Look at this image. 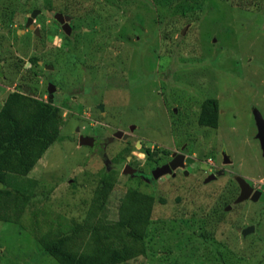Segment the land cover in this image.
<instances>
[{"label":"rangeland","instance_id":"rangeland-1","mask_svg":"<svg viewBox=\"0 0 264 264\" xmlns=\"http://www.w3.org/2000/svg\"><path fill=\"white\" fill-rule=\"evenodd\" d=\"M24 2L22 14L34 5ZM1 4L5 33L0 59L7 81L0 79V108L21 85L47 100L49 75L65 93L56 103L59 140L28 176L10 177L13 189L31 191L34 197L19 222L0 220V264H59L37 237L61 222L84 223L106 172H114L116 183L102 215L105 221L118 220L120 199L140 183V190L157 200L149 254L129 264H264V215L249 202L234 207L238 187L232 177L237 174L257 186L264 182L253 119L254 108L264 117V0L40 3L74 17L76 33L69 45L52 31L57 29L52 22L39 41L31 33L22 36L23 27L13 26L16 22ZM47 11L38 18L43 25L51 20ZM24 16H17V22L23 24ZM36 55L55 60V71L45 72L44 80L33 76L29 62ZM207 99L218 100V128L199 124ZM77 129L97 136L105 149L80 146ZM118 131L131 139H115ZM185 144L195 160L187 176L152 177L147 183L122 172L127 163L141 167L151 155L148 150L162 164ZM224 154L233 166L224 165ZM226 168L230 176L206 182ZM253 225L259 231L247 238L236 231Z\"/></svg>","mask_w":264,"mask_h":264},{"label":"trees","instance_id":"trees-1","mask_svg":"<svg viewBox=\"0 0 264 264\" xmlns=\"http://www.w3.org/2000/svg\"><path fill=\"white\" fill-rule=\"evenodd\" d=\"M24 86L8 95L0 108V220L8 223L19 222L34 197L31 191L13 189L10 177L28 176L61 133L60 109L23 94ZM219 119L218 100H205L199 124L218 128ZM115 183L114 172L104 173L85 222H61L55 230L42 232L37 240L43 251L59 264H129L147 256L156 197L142 192L141 183L129 188L120 199L118 220L107 222L102 215Z\"/></svg>","mask_w":264,"mask_h":264},{"label":"flooded vegetation","instance_id":"flooded-vegetation-1","mask_svg":"<svg viewBox=\"0 0 264 264\" xmlns=\"http://www.w3.org/2000/svg\"><path fill=\"white\" fill-rule=\"evenodd\" d=\"M22 1H25L23 5H26L27 7H30V5L32 3L34 4L32 8L30 7L29 12H27L25 14H22L23 13L22 12V9H21V2ZM46 1L47 0H2L1 6H2V8L8 9L7 13L9 12L10 15H11L12 21L13 22H16V23L13 24V26L15 28H17V27L22 28L23 27V30H24L23 33L24 34L22 36L25 37L26 35H28L29 33H31L32 36H33V38H35L36 40L39 41V40L43 39V32L42 31L44 29H46L45 25L50 24L52 22V23H55V25L57 26L56 27L57 29L56 30H52V31H55L59 35H63L64 40H66L67 43H68V45H69V39L71 40V38L73 36H75V33H76V31H75L76 28L73 26L74 17L71 16L69 13H67L64 10L56 11V10H54V7L50 9V8H47V7L44 8L43 6H40L39 5L40 3L44 4V2H46ZM48 1H50V0H48ZM6 9H3V10L6 11ZM46 9L48 10L47 12L51 16V20L46 21L44 23V25H43V23H39L38 18H40L44 13H46L45 12ZM33 14H36V17L35 18H32L33 17ZM57 15H60L58 19L56 18ZM17 16H19V17L20 16H24L23 17V19H24L23 20V24L19 23L20 20L17 22ZM8 17L5 16L4 19L5 20H8ZM30 18L33 19V23L30 24L29 27H28V21H29ZM6 25L7 24H5V26ZM31 26H34V28L32 29ZM4 33L5 32L3 31V29H2V27L0 25V42H2V39H1L2 36L1 35H4ZM11 45H13V44H11ZM11 45H9V49L10 50H15V47L14 46H11ZM1 49H3V44L0 43V51H1ZM40 59L41 58H39L36 55L34 58H31V60H30L29 63L31 65H33V67H35V69L33 71L34 79L35 78H38L39 79L40 77H43V80H44L45 72H54L55 71V67H54L55 60L54 61L53 60L44 61V60H40ZM4 66H5V60L4 59H0V73H1L0 79L4 80L6 82L7 81V75L4 73ZM37 67L43 68V70H39V69H37ZM40 82L43 84L44 81H39V82L37 81V83H40ZM51 84L53 86H55L54 88H56V90L54 92L53 103H50V91H49V89H50V85ZM36 85L38 86V84H36ZM15 89H16V87H15ZM15 89L12 92H10L8 95H10V94L15 93V92L18 91V90H15ZM26 89H28V90H26ZM51 89H53V87H51ZM44 90H45V93H46L45 97L47 98V100H43V99L39 98L40 97V93L36 89L29 88L27 86H24L23 87V94L29 95V96H31V97H33L35 99H41L44 102H47V103H49L51 105H55L56 106L57 98H58L59 94H62V93L64 94L65 93L64 90L63 91L60 90V88H58L57 84L54 83V78L51 75H49L48 78L46 77ZM5 94H6V90H5ZM8 95H7V97H8ZM7 97H6V99H7ZM101 106H103V105L100 104L98 106V108L100 110H102L101 109ZM103 110H104V108H103ZM254 110H257V109H255V108L253 109V119H254V124H255V127H256L255 128V138H254V140L258 144V146L260 148V154L263 157V152H262V149H261V142H260V139L258 138L259 130H258L257 122L255 120ZM262 117H263V115H262ZM263 119H264V117H263ZM116 133H114V134H116ZM125 135L128 136L127 139L126 140L125 139H120V140H123V141L128 142L131 139V135H128V134L124 133V136ZM78 136L79 137L80 136H84V137H92V138H94V146L93 147H87V148H90L92 150L98 149V151L101 152L106 147V144L103 147H101V145L99 144V141H98L97 136H89L88 134L83 133V132H81V134H80V129L75 134V137H76V139L79 142ZM115 139H117V138H115ZM186 151H187V147H186V144H185L181 148V150H180L179 153L172 154L171 157H170V159L167 160L166 162L162 163V164H160V161L158 160V158H157V160L154 159V161L151 162L150 156H148V158L145 160V163L141 167H139V168H137V167H135L133 165H129L132 168L130 170V172L133 173V175H129V176L132 177V178H137L140 181H144V182H147V183H152V177H153L152 174H153L154 169H156L157 167H162L164 165L169 164L173 160L174 156L175 157H179V156H183L184 157L185 156V159L190 158V159L194 160L193 158H191L189 155L186 154ZM224 155H226L228 157V162H226V164L223 161L224 165L226 167L233 166L232 165V161L230 160L229 156L227 154H224ZM263 159H264V157H263ZM183 163H184V166H185L184 168H178L171 175H167V176H164V177H172V178H175L176 176L179 175V173L182 174L183 176L184 175L187 176L188 174L186 175V172L188 173V171L186 169L189 166L194 165L195 164V160H194V163L193 164H187L186 163V160H184ZM127 165H128V163L125 166H127ZM125 166H124V168H125ZM145 167L146 168L147 167L150 168V170L149 171L148 170L146 171L145 170ZM124 168H123V171H124ZM220 172H221V175H219ZM229 173L230 172H229L228 168H226V170L217 171L215 174H211L210 176L213 177V180L212 181H216L219 177L230 176ZM232 177H233V180L235 181V184L238 187L237 188L238 189V194H237V196L235 197V199L233 201L234 207H237V206H240L243 203L249 202L251 204L256 205V207L258 208V210L261 212V215L260 216H263L264 215V202H262L260 200V198L264 194V182H262V184L260 186H257V184H255L253 182V180L246 179L245 177L243 178L242 176H239L237 174H234V176H232ZM238 178L245 179L246 182L250 185V187L252 188L253 191H252V194L250 195V197H249L248 200H246V201H244L242 203H239V204H235L236 200L239 198V196L241 194V187H240V184L238 182ZM158 180H160V179H158ZM158 180H155V181H158ZM255 192L256 193H260L259 200L256 201V202L252 200ZM231 209H232V206H228L227 210L230 211ZM250 228H253V230L250 231L252 233H249L247 235L244 234V231L246 229H250ZM236 231L239 234H241L242 237L247 238L248 236H250V235L252 236L253 234L257 233L259 231V227L258 226H254V225L253 226H249V227L246 226L245 228H236Z\"/></svg>","mask_w":264,"mask_h":264},{"label":"water","instance_id":"water-1","mask_svg":"<svg viewBox=\"0 0 264 264\" xmlns=\"http://www.w3.org/2000/svg\"><path fill=\"white\" fill-rule=\"evenodd\" d=\"M60 15H57V19L59 18ZM36 17V14H33V17L32 18H35ZM30 18L29 21H28V27L30 24L33 23V19ZM31 28L33 29L34 26H31ZM1 75V73H0ZM51 87H53V89H51ZM55 86H53L52 84L50 85V103H53V97H54V92L56 90V88H54ZM28 90V89H26ZM101 109L103 110V106H101ZM254 116H255V120L257 122V125H258V130H259V134H258V138L260 139V142H261V149H262V152H263V157H264V119L261 115V113L258 111V110H254ZM79 131V129L77 130ZM127 135L124 136V133L119 131L117 132L115 135H114V138H117V139H127ZM79 138V145L80 146H86V147H93L94 146V138L92 137H84V136H78ZM186 160V163L187 164H193L194 163V160L190 159V158H187L185 159V156H179V157H175L173 158V160L167 164V165H164L162 167H157L156 169H154L153 171V178L155 180H158L164 176H167V175H171L175 170H177L178 168H184V163L183 161ZM224 162L226 164V162H228V157L226 155H224ZM132 168L127 165L125 166L124 168V171L123 173L126 174V175H133L132 172H130ZM188 173L186 172V175ZM219 175H221V172L219 173ZM218 175V176H219ZM211 180H213V177L210 176L206 182H210ZM238 182L240 184V187H241V194L239 196V198L236 200L235 204H239V203H242L246 200L249 199L250 195L252 194V188L250 187V185L246 182L245 179L243 178H238ZM259 195L260 193H256L254 194L252 200L253 201H258L259 200ZM260 200L262 202H264V194L263 196L260 198ZM251 230H253V228H250V229H246L244 231V234H249V233H252L250 232Z\"/></svg>","mask_w":264,"mask_h":264}]
</instances>
